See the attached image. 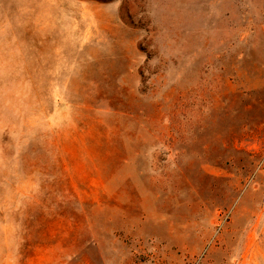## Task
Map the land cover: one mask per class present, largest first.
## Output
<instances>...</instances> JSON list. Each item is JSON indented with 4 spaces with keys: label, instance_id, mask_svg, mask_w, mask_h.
Segmentation results:
<instances>
[{
    "label": "rangeland",
    "instance_id": "obj_1",
    "mask_svg": "<svg viewBox=\"0 0 264 264\" xmlns=\"http://www.w3.org/2000/svg\"><path fill=\"white\" fill-rule=\"evenodd\" d=\"M0 264H264V0H0Z\"/></svg>",
    "mask_w": 264,
    "mask_h": 264
}]
</instances>
